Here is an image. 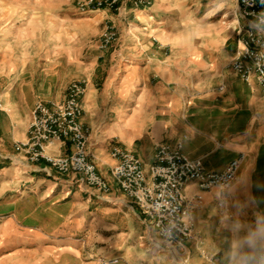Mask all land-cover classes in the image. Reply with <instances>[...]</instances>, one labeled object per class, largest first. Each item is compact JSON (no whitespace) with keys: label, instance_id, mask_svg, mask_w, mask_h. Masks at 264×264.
Segmentation results:
<instances>
[{"label":"crops","instance_id":"0c3cea01","mask_svg":"<svg viewBox=\"0 0 264 264\" xmlns=\"http://www.w3.org/2000/svg\"><path fill=\"white\" fill-rule=\"evenodd\" d=\"M234 1L238 9V0ZM225 4L226 0H154L151 7L136 9L132 2H125L120 13L103 10L79 20L80 24L112 21L120 36L104 53L95 52L94 59L78 74L88 82L81 100V121L90 132L89 150L100 172L113 183L110 194L89 187L78 175H60L45 163H30L16 150V144L28 140L36 104L62 102L68 87L53 92L49 71L40 66L30 74L27 56L18 55L17 61L23 64L11 66L9 85L0 92V219L8 218L29 230L40 228V234L45 235L50 233L46 230L50 225L61 228L67 220L76 219V204L83 201L94 202L99 208L110 206L115 213L141 216L112 180L111 169L117 163L113 147L133 152L148 168L155 162L157 146L181 143L182 152L202 160L209 171L221 172L245 156L236 181L226 190L223 206L219 189L203 193L204 208L192 218L196 237L201 231L209 243L220 242L223 236L234 244L264 243V93L257 81L248 85L228 64L190 61L197 66L182 71L176 60L163 57V53L162 58L154 59L146 53L154 45L150 38L158 35L161 48L173 46L167 36L176 31L170 30L169 18L184 12L206 22L222 13ZM26 15L25 19L31 20L26 25L37 27L27 42L36 43L42 56L50 48L44 39L50 14ZM213 27H197V33L212 35ZM91 48L96 51L98 46L82 49ZM71 150L69 144L52 145L47 152L68 155ZM187 192L194 194L198 189L190 185ZM67 206L73 212L68 219ZM247 227L257 228L250 239L241 236Z\"/></svg>","mask_w":264,"mask_h":264},{"label":"rangeland","instance_id":"374dc122","mask_svg":"<svg viewBox=\"0 0 264 264\" xmlns=\"http://www.w3.org/2000/svg\"><path fill=\"white\" fill-rule=\"evenodd\" d=\"M83 1L0 0V92L9 85L11 66L23 64L17 61L18 55L27 56L26 70L30 74L40 66L49 71L53 92H59L65 86L68 90L72 82L85 80L78 74L84 71L90 59H94L95 52H105L100 49V44L107 28L112 26L117 32V41L111 47L119 42L120 36L112 21L80 24V19L96 13H81L78 3ZM39 11L50 14L44 31V39L50 48L42 56L36 43L27 42L37 27L27 26L31 20L25 19L27 13ZM186 15L179 12L167 20L170 30L176 31L175 35L167 36L173 46L161 48V36L151 37L150 43L154 45L146 51L147 57L162 58L163 53V57L176 60L182 71L197 66L190 61L201 60L210 65L228 64L230 68L238 46V28H248L239 17L236 2L226 0L224 11L206 22ZM209 24L214 26V34L197 33V27ZM230 35L232 38L224 46ZM95 44L98 46L96 51H93L94 47L82 49ZM154 79L148 85L151 86ZM111 209L83 201L76 204V219L67 220V225L61 228L50 225L46 228L50 233L45 235L40 234V228L32 231L15 226L8 218L0 219V264H97L101 258L110 257L122 258V264L134 261L139 264H264V243L244 241L234 244L225 236L220 242L209 243L199 231L198 237L184 246H171L143 216L133 213L127 216ZM65 213L67 219L69 214L73 215L68 206ZM256 233V227H247L241 236L250 239V235Z\"/></svg>","mask_w":264,"mask_h":264},{"label":"built area","instance_id":"2783aa9c","mask_svg":"<svg viewBox=\"0 0 264 264\" xmlns=\"http://www.w3.org/2000/svg\"><path fill=\"white\" fill-rule=\"evenodd\" d=\"M125 2L136 9L151 7L154 0H84L78 3L81 13L102 10L120 12ZM239 17L248 28L239 26L237 50L230 68L248 85L255 79L264 93V0H238ZM117 41L114 27H108L100 49L106 51ZM88 82L70 84L62 102H38L33 110L28 140L16 144V149L33 164L45 163L60 175H78L81 182L103 194L113 192V183L104 176L89 150V130L83 125L82 98ZM72 147L68 155H50L52 145ZM112 157L117 161L111 177L121 192L130 198L140 215L171 246L182 247L196 239L193 215L204 208V192L219 189L221 206L226 202V190L236 181L245 156L230 162L221 172L209 171L202 160L191 159L182 152V144L159 145L155 162L145 167L133 152L114 146ZM190 185L198 192L188 194ZM120 257L101 258L97 264H122Z\"/></svg>","mask_w":264,"mask_h":264}]
</instances>
